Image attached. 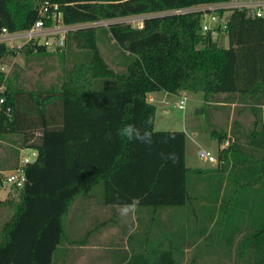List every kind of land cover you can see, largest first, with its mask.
<instances>
[{
    "label": "trees",
    "instance_id": "16d2710c",
    "mask_svg": "<svg viewBox=\"0 0 264 264\" xmlns=\"http://www.w3.org/2000/svg\"><path fill=\"white\" fill-rule=\"evenodd\" d=\"M42 1L0 0V27L28 29ZM48 1L58 4L65 24L98 18L109 22L107 27L68 30L65 44L91 53L68 71L60 88L33 90L6 83L0 90V134L19 133L23 146L37 150L25 165L26 178L13 214L3 223L0 264H52L71 200L100 181L104 203L138 200L137 205L158 207L189 200L187 173L199 170L185 163L186 133L155 129L156 105L148 100V92L201 91L205 100L216 92L251 95L253 100L264 96V17L247 8H230L225 24L228 46H222L211 30L201 31L204 11H175L227 0ZM141 14H150L141 26L119 20ZM99 30L107 31L124 54L123 70H115L101 55ZM23 47L27 53L46 49L32 42ZM12 51L0 41V61ZM7 79L0 68V84ZM127 125L150 131L151 145L130 141L123 134ZM210 134L219 144L228 136L224 129L212 128ZM242 135V146L234 137L218 149L216 170L224 172L230 163L242 172L253 170L254 178L246 173L235 181L241 187L258 182V191L251 199L241 191L233 203L230 198L220 208L225 212L230 207L235 215L240 208V223H247L249 230L238 241V255L249 264H264V108ZM226 177L233 180L230 172ZM225 216L220 225L229 227L230 215ZM231 228L234 238L240 231L236 219ZM123 264H132V258ZM145 264L178 263L160 257L146 259Z\"/></svg>",
    "mask_w": 264,
    "mask_h": 264
},
{
    "label": "rangeland",
    "instance_id": "374dc122",
    "mask_svg": "<svg viewBox=\"0 0 264 264\" xmlns=\"http://www.w3.org/2000/svg\"><path fill=\"white\" fill-rule=\"evenodd\" d=\"M229 2L232 5L231 7L237 5L236 0H229ZM207 4L209 3H199L195 8H201ZM228 7L226 12H230L231 7ZM146 16H150V14H146L145 16L129 15L119 18V20L128 22L132 26H141L142 19ZM108 22L109 21L105 19L98 18L93 20L88 19L86 21L79 20L68 25H70L69 27L71 30H76L85 27H107ZM211 26H215L213 22ZM217 26H219V34L215 35V38L217 37L216 41L220 45H225L227 43L225 28H223L220 22ZM8 44L14 51L5 54L1 58L0 68L5 71V76L8 75V79L0 84V90L5 87L6 83H9L10 86H20L25 89L33 90L58 89L64 78L68 76V71L71 70L74 65L85 62L91 53L90 49L78 48L75 45L68 46L67 44L57 50L45 49V51L39 52L33 50L27 53L23 46L17 47V43ZM97 45L101 55L111 67L117 71L124 69L125 56L107 31L99 30ZM160 91L163 92L162 90ZM161 92L155 95L156 98L161 95ZM186 95L187 99L184 109L176 105L178 95H170L168 97L169 101L162 102L155 98L156 112L154 127L155 129L186 128V165L189 168H196L204 172L203 165L210 166L214 163L203 159L199 155V149L204 148L210 150L216 155L218 149L222 146H226L228 141H233L232 139L234 137L236 140H239L240 146H242L241 143L245 141V138L243 135L241 136V132L246 131L252 126L256 118L258 120L260 119L262 106L244 104V99L237 93L216 92L210 100H205L201 91H187ZM236 95H238V97ZM262 97L264 96H260L258 100L263 99L264 101ZM216 100L226 101V103L221 104L216 102ZM233 100L236 101L235 104L230 103ZM164 106L167 107V110L163 109ZM212 128L226 130L228 132L227 139L219 144L217 138L210 134ZM26 148L27 147L22 145L21 134L12 132L0 134V240L2 238L3 223L13 214L21 191L20 188H16L12 184L6 183L4 180L9 169L13 168L19 162L21 154L27 153ZM231 165L230 163L228 168L229 166L231 167ZM190 172L191 171H189L187 175L190 174ZM204 176H206V173ZM191 185V180H188L187 187L190 188ZM102 186L103 184L100 181L96 183L91 190L83 191L79 196H89L90 194L94 195V193L101 195ZM224 200L225 199L222 200V206L225 204ZM221 209L222 208L218 210V218L216 220L218 224H220V220H222L220 218L222 214L227 216L226 211L223 212L224 210L222 211ZM83 219H85V216L82 213V209L78 212L71 209L69 215L65 214L63 217V225L64 231H67L66 234H69V227H74V224L75 227L80 228L77 230V233L80 235H85L87 231L89 232L93 226L87 227L85 230L84 228L86 227L82 224L83 221H85ZM95 223L96 222H94V224ZM247 225V223L244 225L240 224V231L236 233L234 243L230 246H220L219 249L212 251V253L203 245L204 239L200 237L201 235L197 232V228H195L192 242L193 252L185 263L215 264L216 262H222V264H228L231 258L219 257L218 253L221 255L224 250V253L228 255H232L233 253L235 255L238 254L239 246L237 244L241 235L244 234L243 232L249 230ZM70 234L72 236L77 235L76 231L72 229ZM234 262L236 264H249L246 257L236 261L234 260Z\"/></svg>",
    "mask_w": 264,
    "mask_h": 264
},
{
    "label": "crops",
    "instance_id": "0c3cea01",
    "mask_svg": "<svg viewBox=\"0 0 264 264\" xmlns=\"http://www.w3.org/2000/svg\"><path fill=\"white\" fill-rule=\"evenodd\" d=\"M229 13L225 11L222 17L227 19ZM225 33L227 43L222 45L228 46L226 30ZM162 91H159L161 95H157L158 98L155 96L159 93L158 91L148 92L147 97L148 95L152 96V102L155 98L161 102L169 101L168 97L173 93ZM183 92L186 93L187 91ZM236 96L238 97V95ZM242 98L244 104L262 106L261 112L263 111V99L253 101L251 95L242 96ZM216 102L226 103V101L218 100ZM230 103L235 104L236 101L233 100ZM163 109L167 110V107L164 106ZM182 129L185 133L187 132L186 128L183 127ZM248 149L249 151L254 150L251 151L253 153L256 152L252 146H249ZM213 163L210 166L203 165L204 172L202 170L191 171L187 175V182L191 180L192 184L188 188L190 198L182 205L158 207L136 205L134 213H130L127 217H121L119 208L124 204L104 203L102 193L101 195L94 193V195L90 194L83 197H80L79 193L71 200L66 215H69L71 209L76 212L82 209L85 216L83 219L85 221L82 223L86 227L84 229L92 226L93 228L89 232L87 231L85 235L77 233L80 228L75 227V224L74 227H69V234L64 231L62 240L53 251L52 264H123L131 258L132 264H145L146 259L155 261L160 257L174 259L178 264H186L185 261L191 257L193 252L192 242L195 228L201 235L200 237L204 239L203 245L210 253L219 249L220 246H230L234 243V238L230 237L232 221L236 219L241 224L242 214L240 208H236L235 215L234 210L228 207L226 213L228 216L230 215V226L223 227L218 224L216 220L218 210L224 199L223 196H225L224 202L226 204L227 201L229 204L230 198V202L233 203L235 201L234 196H239L241 191L251 199L258 191L259 183H250L241 187L235 180L239 177L244 178L246 173L247 176L250 175L251 178H254L256 176L255 171L242 172L240 167L229 166L226 171L220 172L216 170L218 162ZM228 172L232 175L233 180L227 182L226 175ZM205 173L206 176H204ZM94 222L96 223L94 224ZM71 229L75 230L77 235L72 236L70 234ZM218 255L223 258H231L228 264H236L234 260L241 258L238 254H236L237 256L234 253L232 255L225 254L224 250L223 254L218 253ZM215 264H222V262Z\"/></svg>",
    "mask_w": 264,
    "mask_h": 264
},
{
    "label": "built area",
    "instance_id": "2783aa9c",
    "mask_svg": "<svg viewBox=\"0 0 264 264\" xmlns=\"http://www.w3.org/2000/svg\"><path fill=\"white\" fill-rule=\"evenodd\" d=\"M236 8H247L251 11L252 15L258 17H264V0H236ZM228 6H232L229 0L225 2L207 4L201 8H185L176 10L175 12H185L192 10L204 11L203 19L201 23V31L205 32L211 30L212 34H218L217 26L222 23L223 28L226 30V21L222 17V14L226 11ZM229 8V7H228ZM219 9H224L221 13ZM38 18L34 23L26 30L10 31L5 27H0V41L6 44L17 43V47H22L25 44L32 42L35 45H42L46 49L57 50L61 49L65 45L66 33L71 30L70 25L65 24L62 19V13L57 3H51L48 0H44L38 5L37 9ZM215 26H211V23ZM9 45V44H8ZM35 50V48H34ZM148 100L152 101L153 97L148 96ZM187 95L185 92H181L178 95L176 105L181 109L185 108V101ZM4 101L3 96H0V104ZM27 147V153L21 154L19 162L7 173L5 182L12 184L16 188H21L25 182V165L28 162L34 160L37 155V150L31 146ZM199 155L208 161L218 162L217 154H213L210 150L201 148L199 149Z\"/></svg>",
    "mask_w": 264,
    "mask_h": 264
},
{
    "label": "clouds",
    "instance_id": "9594fccd",
    "mask_svg": "<svg viewBox=\"0 0 264 264\" xmlns=\"http://www.w3.org/2000/svg\"><path fill=\"white\" fill-rule=\"evenodd\" d=\"M123 134L126 135L130 141L134 139L137 142H141L146 145H151L152 143V134L150 131L144 130L143 132H141L133 125L125 126V128L123 129ZM138 202V200H134L130 204H124L120 206L119 214L121 215V217H127L130 213H134L136 211V205L138 204Z\"/></svg>",
    "mask_w": 264,
    "mask_h": 264
},
{
    "label": "water",
    "instance_id": "95a60500",
    "mask_svg": "<svg viewBox=\"0 0 264 264\" xmlns=\"http://www.w3.org/2000/svg\"><path fill=\"white\" fill-rule=\"evenodd\" d=\"M199 111V110H198Z\"/></svg>",
    "mask_w": 264,
    "mask_h": 264
}]
</instances>
